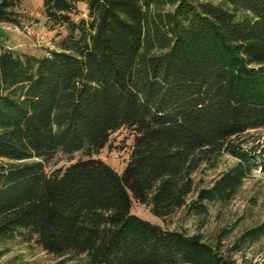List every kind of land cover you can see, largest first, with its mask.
I'll return each instance as SVG.
<instances>
[{
    "label": "trees",
    "instance_id": "obj_1",
    "mask_svg": "<svg viewBox=\"0 0 264 264\" xmlns=\"http://www.w3.org/2000/svg\"><path fill=\"white\" fill-rule=\"evenodd\" d=\"M20 2L0 0V22H15ZM45 3H84L89 18L70 19L42 56L0 33V260L19 241L86 264H234L217 242L132 206L203 217L264 174V147L239 140L264 129V0ZM122 128L134 138L118 172L94 155ZM225 154L237 161L187 202L193 174ZM58 157L67 164L48 169ZM263 238L264 218L228 251Z\"/></svg>",
    "mask_w": 264,
    "mask_h": 264
},
{
    "label": "rangeland",
    "instance_id": "obj_2",
    "mask_svg": "<svg viewBox=\"0 0 264 264\" xmlns=\"http://www.w3.org/2000/svg\"><path fill=\"white\" fill-rule=\"evenodd\" d=\"M15 22H0V33L6 44L20 52L42 56L49 49H55L59 39L70 33V19L79 21L89 18L87 7L78 3L76 8L59 10L47 6L45 0H21L14 8ZM77 33V32H75ZM134 134L122 128L111 134L109 144L95 157H99L118 172H121L129 158ZM245 148L264 147V129L252 130L239 138ZM81 154H77V158ZM5 161V160H3ZM236 158L225 154L215 167L203 163L193 174L195 189L187 198V202L195 198L197 190L208 186L223 171L230 168ZM67 164L58 157L47 168H55ZM182 208L165 220L154 216L145 204L134 201L132 212L159 224L167 229H178L189 234L201 233L211 242H217L224 252L235 261L234 264H264V238L240 252H229L235 239L249 226L257 224L264 218V174L255 172L248 177L233 199L226 203H209L208 212L203 217H184ZM9 253L0 260L15 257L16 264H86L85 258L57 257L42 250L36 245H26L19 241L7 244Z\"/></svg>",
    "mask_w": 264,
    "mask_h": 264
}]
</instances>
